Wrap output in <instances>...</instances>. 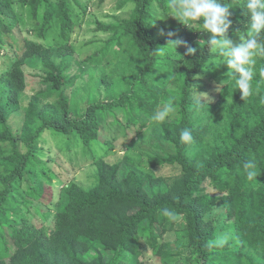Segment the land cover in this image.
<instances>
[{"label": "trees", "instance_id": "1", "mask_svg": "<svg viewBox=\"0 0 264 264\" xmlns=\"http://www.w3.org/2000/svg\"><path fill=\"white\" fill-rule=\"evenodd\" d=\"M221 2L232 7L228 35L238 43L248 31L246 0ZM94 3L0 0V264H264V57L255 58L252 94L242 98L208 49L202 21L181 24L167 15L169 0H115L125 15L95 19L104 38L81 56L72 34ZM175 39L197 52L185 56L181 45L176 54ZM27 66L37 83L22 104ZM192 85L208 105L192 103ZM169 100L175 111L152 121ZM149 125L160 152L135 158L129 146ZM185 128L190 143L180 142ZM46 131L65 136L70 162L79 153L91 159L92 186L73 179L79 167L66 158L43 156ZM246 160L257 165L251 181ZM165 167L178 171L156 173ZM176 226L184 252L165 238Z\"/></svg>", "mask_w": 264, "mask_h": 264}, {"label": "clouds", "instance_id": "2", "mask_svg": "<svg viewBox=\"0 0 264 264\" xmlns=\"http://www.w3.org/2000/svg\"><path fill=\"white\" fill-rule=\"evenodd\" d=\"M243 7L246 8L250 20L246 25L248 29L246 34L245 32L238 33V43H235L228 35L232 24L230 19L232 7L221 0H169V14L167 15L174 17L190 29H192L190 21H202L203 32L210 34V38L207 40L208 49L214 57L219 58V66L227 65L229 70L226 73L228 77L226 80H234L236 89H239L242 98H245L252 94L251 80L256 64L255 58L264 57V39H261L264 37V0H246ZM166 35L172 37L175 33L169 31ZM168 45H172L174 51L178 46L183 45L186 49L185 56H191L197 52V48L189 46L181 39L171 40ZM162 48H157L155 52ZM259 76L264 78V66L260 67ZM223 85H225V80L217 85L216 90L221 91ZM192 86L193 92L190 96L192 103L198 108H202L205 104L208 105V95L198 92L197 86ZM174 111L172 101L169 100L153 113L151 119L154 122H164ZM191 141V131L188 128L181 130L180 142L190 143ZM256 168L257 165L254 161H244L243 169L249 181L256 179ZM162 212L166 217L175 218V213L168 208L162 209ZM217 243L222 245L225 240L221 239Z\"/></svg>", "mask_w": 264, "mask_h": 264}, {"label": "rangeland", "instance_id": "3", "mask_svg": "<svg viewBox=\"0 0 264 264\" xmlns=\"http://www.w3.org/2000/svg\"><path fill=\"white\" fill-rule=\"evenodd\" d=\"M97 1L98 0H94L95 2L94 5L89 6L87 8V11H90V12L86 14V17L83 19V22L78 27L79 29L74 31L72 34L73 41H75V44L77 46V52L81 56H84L88 53L93 52L95 47L100 46L101 42L99 39H96V38H104V33L98 30L97 31L95 30L96 28L94 24L95 19L97 20L100 19L103 21H111L112 20L111 15L124 16L126 12V8H123V9L117 8V5L115 4V0H104L100 4H98ZM91 13H93V16H90ZM58 30H59L58 25L57 24L54 25V31L51 34H48V37L45 41L49 44L54 43L55 37L58 34ZM90 39H94V40H92V42H89L88 40ZM233 41L237 43L238 39H234ZM25 70H26L25 72H26L27 87H26V90L24 91V97L22 98V104H25L27 102L28 96H30L35 91L36 83H37V76L34 75L36 71L33 70L29 66H27ZM73 71H75V68L71 70V72ZM70 89L67 90L68 93H71ZM142 134L143 135L141 137H139L138 139H135L133 143L129 146L128 150H129L130 155L137 158L136 155L139 152H146V153L160 152V150L156 148L154 145L156 142L161 143V141L157 139L155 126L149 125V126L143 127ZM64 139H65V136H62L60 134L50 133L49 131L44 132L42 134V139H41L43 142L41 143V146H40V148L42 149L41 151L43 153V156L55 157L58 159V154H59V158H62L63 160L67 161L68 159L66 158V156L61 154L62 150L65 149L66 147L64 144ZM65 140L67 141V139ZM78 145H79L78 143H74V146H78ZM49 147H51V150L48 149ZM114 151H115V147H113V150L108 152L109 156L107 155L109 160L112 162L118 161L119 159V157H117L116 159L110 157V154L113 153ZM124 151L125 150L123 151L121 150L119 154L123 155ZM79 156L81 157H78L76 159V162L75 160H72L71 162L69 160L67 161L71 165H73L74 168L79 167V169L76 172L70 173V175H73V179L75 181L89 188L95 183L94 182L95 179L93 175H90L92 167L88 166L91 163L90 162L91 159L88 160L84 158L85 156L80 153H79ZM74 157L76 158V156ZM60 162H62L66 168L69 167L68 164L66 162H63L61 159H60ZM51 165L53 168L55 167L53 162L51 163ZM121 166L122 168L120 171L123 172L127 168V163L122 162ZM177 171L178 170L176 168H170V167L156 169L157 174H164V175L173 174V173H176ZM55 183L56 184L59 183L57 178H55ZM231 189L234 191L235 186H231ZM201 204H202V207H205V208L208 206L207 202L203 200H201ZM44 207L45 206H43V208ZM181 236H182V230L179 229L178 226H176L174 230L169 231L166 234L165 238L166 240H169L170 242L169 249H171L172 251H178V252L185 251V248L180 247V245L178 244ZM247 251H250V249H247ZM151 258H150L151 262L152 261L158 262V259L155 260L153 257Z\"/></svg>", "mask_w": 264, "mask_h": 264}]
</instances>
